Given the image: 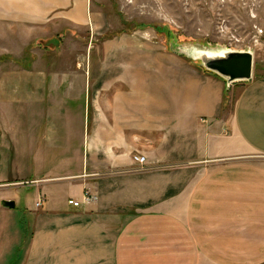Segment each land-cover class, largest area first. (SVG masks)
<instances>
[{
	"label": "crops",
	"instance_id": "crops-1",
	"mask_svg": "<svg viewBox=\"0 0 264 264\" xmlns=\"http://www.w3.org/2000/svg\"><path fill=\"white\" fill-rule=\"evenodd\" d=\"M79 5L87 10L88 0H0V55L19 57L33 44L36 57L37 40L48 48L62 45L80 31L74 17ZM107 18L104 24L87 19L86 31L93 36L114 29ZM127 35L130 42L103 41L105 55L88 63L86 86L93 78L94 92L104 90L110 104L95 106L89 145L82 137L76 152L78 168L65 175L33 172L31 182L40 183L78 176L80 190L77 206L68 195L52 200L46 194L37 207L40 188L60 187L53 180L33 188L25 263L264 264V76L227 88L194 60L175 51L153 57L157 45ZM53 39L57 44L47 43ZM163 41L159 46L167 54ZM128 43L146 53L143 66L158 68L156 75L113 74L114 57ZM36 62L10 68L0 62V105L20 95L33 98V105L46 99L47 73ZM137 94L144 102L130 103ZM152 94L158 102H149ZM226 95L232 98L228 109ZM63 148L65 159L70 151ZM86 191L91 200L80 202ZM10 198L0 196V219L12 222V208L1 204ZM7 233L0 231V264L11 248L2 242L21 238Z\"/></svg>",
	"mask_w": 264,
	"mask_h": 264
},
{
	"label": "rangeland",
	"instance_id": "rangeland-1",
	"mask_svg": "<svg viewBox=\"0 0 264 264\" xmlns=\"http://www.w3.org/2000/svg\"><path fill=\"white\" fill-rule=\"evenodd\" d=\"M98 12L100 16L96 15ZM74 17L80 31L71 32L62 45L48 48L42 46L44 41L37 40L34 45L39 47L36 57L33 56V44L26 46L17 55L19 57L8 52L0 55V62L6 63L2 66L7 68L31 66L37 60L34 66L47 73L44 101L33 105V98L20 95L5 106L0 105V142L7 145L5 148L0 143V196L9 195L16 204L12 208L14 221L0 219V231L21 234L20 240L16 236L15 241L7 238L2 242L5 248L11 246L4 264H17L19 259L22 264L33 263L24 261L34 227L33 188L39 189L53 180L60 187V190L56 188L48 192L40 188L36 193L39 197L37 207L43 204L42 196L46 194L52 200L63 195H68L67 202L69 199L79 200L76 193L80 190V182L75 180L78 176L45 177L47 179H42V183L31 180L33 172L58 174L60 171L65 175L78 168L76 152L84 138L87 147L89 145V137L94 132L93 117L98 115L95 106L110 104V97L105 96L104 90L94 92L93 78L87 86L88 80H83L88 75L89 61L105 55L101 47L103 41L115 37L130 42L127 35L130 33L132 38L144 42L145 46L157 45L152 48L153 57L159 54L169 57L176 41L185 46L198 43L207 52L225 47L250 49L253 55L252 76H264V0H88L87 10L79 5ZM107 17H110L111 25H115L114 29L112 27L93 36L86 31L87 19H92L94 24L96 21L104 24ZM140 30L143 32H138ZM22 34L31 36L24 30ZM162 39L165 40L167 54L160 47L159 40ZM145 57L146 53L134 45L129 46L127 51L119 50L114 57L117 61L113 74L156 75L158 68H144ZM137 95L130 103L144 102L145 96ZM226 97L228 95L224 97V105L228 109L232 98L227 100ZM159 98V95L152 94L149 102H158ZM63 147L70 151V156L65 159L63 156L66 154H60ZM85 193L80 202L83 197L85 201L91 200L92 196L87 193V198Z\"/></svg>",
	"mask_w": 264,
	"mask_h": 264
},
{
	"label": "water",
	"instance_id": "water-1",
	"mask_svg": "<svg viewBox=\"0 0 264 264\" xmlns=\"http://www.w3.org/2000/svg\"><path fill=\"white\" fill-rule=\"evenodd\" d=\"M47 43L57 44V40H49ZM170 50L194 60L204 70L218 75L225 81L227 88L231 83L248 81L252 78L253 55L250 49H230L225 47L207 52L198 43H191L185 46L183 43L176 41L174 48ZM1 204L10 208L15 206V202L12 199H3Z\"/></svg>",
	"mask_w": 264,
	"mask_h": 264
},
{
	"label": "built area",
	"instance_id": "built-area-1",
	"mask_svg": "<svg viewBox=\"0 0 264 264\" xmlns=\"http://www.w3.org/2000/svg\"><path fill=\"white\" fill-rule=\"evenodd\" d=\"M85 195H86L87 198H89L88 195H87V193H85ZM84 199H86V198H84ZM68 203H69V204H72V205H74V206H77V205H78V201H76V200H72V199H69V200H68Z\"/></svg>",
	"mask_w": 264,
	"mask_h": 264
}]
</instances>
